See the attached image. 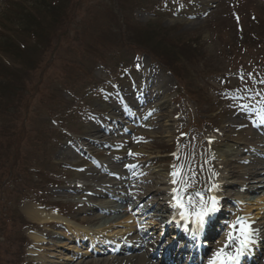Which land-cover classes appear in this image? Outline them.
Here are the masks:
<instances>
[{"label": "rangeland", "instance_id": "rangeland-1", "mask_svg": "<svg viewBox=\"0 0 264 264\" xmlns=\"http://www.w3.org/2000/svg\"><path fill=\"white\" fill-rule=\"evenodd\" d=\"M132 22L139 27L133 33ZM136 40H142L141 48ZM0 63V95H6L0 103L17 86L20 104H29L31 116L48 124L43 131L32 118L27 124L30 133L37 129L39 140L30 158H23L22 173L25 140H12L7 148L8 161L12 154L17 165L10 181L3 179L0 185V264H58L86 254L87 245L65 239L55 223L28 220L21 206L31 202L45 212L85 217L93 198L101 195L91 183L77 179L78 171L111 156L120 159L118 165L124 169L129 160L126 149L103 143L115 137L107 117L118 113L115 106L119 109L121 102L133 103L146 84L154 89L161 79V88L169 89L165 98H157L159 111L150 129L137 120L117 123L119 138L128 147L141 141L135 147L143 149L138 153L144 160L141 168L177 173L166 200L170 209L159 212L162 218L170 216L177 196L187 209H196L201 198L209 204L212 197H223L221 213L209 231L215 230V239L225 234L231 248L238 246L243 238L240 223L235 229L230 225L238 220L246 224L245 207L264 205V0H0ZM56 93L67 106L53 118L49 104L57 99ZM148 103L136 107L141 118ZM105 123L110 131L99 129L98 124ZM226 146L261 164L232 160L229 174L238 180L247 172L245 183L239 179L224 196H217L219 164L213 153ZM14 180L23 192L19 197L12 194ZM112 201L107 197L95 204L110 208ZM141 203L140 210L149 202ZM135 209L102 213L97 223L86 225L136 217ZM255 213L252 209L250 216ZM120 223L117 228L124 229ZM146 230L143 243L150 242L152 230ZM33 233L45 239L42 244L34 243ZM161 238L159 243L168 239L166 234ZM261 243L264 250V239ZM98 244L99 250L107 246L104 241Z\"/></svg>", "mask_w": 264, "mask_h": 264}, {"label": "bare ground", "instance_id": "bare-ground-1", "mask_svg": "<svg viewBox=\"0 0 264 264\" xmlns=\"http://www.w3.org/2000/svg\"><path fill=\"white\" fill-rule=\"evenodd\" d=\"M149 67H151L152 71L157 72L153 66ZM161 80L159 81L160 83L156 84V91H154V89H149L148 86H145L136 101H133V103L129 106L125 102L122 103V106H120L119 109L118 105L115 106L117 107L118 113L125 115L129 119H136L145 129H150L153 119L159 111L158 106L160 103L151 101V105L147 107V113L145 114L147 117L144 120L138 117L137 113L135 114V107L139 102L144 103L147 95L152 94V98L156 95L161 98L166 97V92L169 87H163L162 89L161 87L163 84ZM153 93H155V96ZM161 114H163V111ZM110 116V122L118 120L114 115ZM228 121L231 123L233 122L232 120ZM122 122L126 121L123 120ZM159 125L160 123L157 124V126ZM98 127L99 129L109 131V127H105L101 124H98ZM145 129L142 131H145ZM170 132L171 129L167 131L168 134ZM147 133L149 134V131H147ZM106 140V142H103L104 144L111 145L112 142L118 149L126 147L127 144L125 139L110 136L106 137ZM140 144L141 141L136 139L134 145L127 147V151L129 152V158H127L129 160L126 162L124 169L120 168L118 165L121 160L117 159V157L115 158V156H111L107 159L96 161L94 165H90L78 171L77 179L79 181L91 183L101 195L99 198H93L94 203H92V207L94 209H86L84 212L86 214L85 217H64L55 211L45 212L38 206L33 205L31 202H24L22 204L21 208L23 214L28 220L39 225H50L51 223H55L56 225H54L56 227L64 230V233L66 234V236L63 235L64 238L68 237L65 239H71L80 245H87L88 251L84 252L86 254L76 256L71 262L61 260V262L55 263L72 264L76 262L87 263V261H91L93 264H192L194 258H197L198 255L203 254L210 248L212 252L207 258V264H212L216 252L220 248L224 247L225 234H223L222 238L219 237L218 239H215L214 234L206 231V226L204 227V230L198 229L190 232L191 227H193L192 224L194 223L193 219H179L181 217V212L185 209L177 211L174 208L172 211L173 217L174 215L178 217L162 218V215L159 214V212L169 208L165 201L166 196L171 195V192L168 190L172 186V177L169 174L153 170L152 168L144 169L145 167H140L139 163L144 160L139 159L138 153L142 152L143 149L135 148ZM241 152L243 151H239L238 148L226 146L224 150L213 153L217 157V164H219L217 166L218 176L215 178L217 182V196H224L225 193L229 191V188H231L239 179L243 182L241 184L245 183L247 178L245 174H248L247 172L242 173L238 177V180L234 178L232 174H229L230 168L232 167V160L237 159L244 163L242 161L244 159L247 160L249 164H251V162L261 164L260 159H256V161H254V158L251 159L249 157H245L247 156L246 152H243L245 155ZM241 155H244V158L241 157ZM134 171L140 173L136 174ZM111 173L112 176H110ZM249 175H254V172L249 173ZM127 188H131V190H127ZM225 189L227 192L224 191ZM107 197L113 198L110 208H105L95 204L96 202H103ZM144 199H147V202L149 203L140 210L139 204L142 205L141 201H144ZM216 200V211L210 213L212 216L208 217L206 224L215 219L216 215L221 213L222 205L219 203L224 201L223 197H218ZM122 203H125V205L122 206ZM258 205L260 206L245 207V211H247L245 213L248 214L246 217V224L248 223L250 226L251 232L249 235V242L247 247L244 248L243 254L247 255L249 258H253L254 262L257 264H264L262 262L264 261V250H262L261 243L264 239V205ZM69 208L70 205H67L65 211ZM134 208H136L134 210V214H138L136 217L131 218L130 216H121L120 219L114 218L111 221L109 220L110 223L98 226L96 225L94 227L86 225L97 223L101 217H103L101 215L102 213L107 214L114 211L118 213H125L133 210ZM252 209H256L257 213L250 216ZM262 209L263 211H261ZM187 210L190 212L189 209ZM88 212L90 214L89 216H87ZM142 219H145V225H139ZM120 222H122L124 229L117 228L121 225ZM166 224L169 227H167ZM177 227L180 228L181 231H179ZM147 228L152 230L150 232L151 237H149L150 242H148L150 243L151 248H144V246L138 242V240H146L145 237L149 234L146 230ZM105 229H108L106 230L107 232H105ZM205 231L207 233H205ZM155 232L157 234L156 236ZM162 234H166L168 239L166 242L159 243L162 239ZM30 236L34 240V243L42 244L43 242L40 241L45 240L34 233L30 234ZM103 241L106 243L107 248L105 247L103 249L100 247V250L96 249L95 246L99 245L98 243H102ZM61 243L64 242L61 241ZM128 243H132V245H126ZM56 246L59 247L60 242L56 244ZM153 249L158 251H153ZM259 251L260 253L257 254ZM225 253L236 255L235 252L230 250L228 252L225 251ZM50 256H53V254H50ZM64 259L67 260L68 258ZM215 264H220L219 260H216Z\"/></svg>", "mask_w": 264, "mask_h": 264}, {"label": "trees", "instance_id": "trees-1", "mask_svg": "<svg viewBox=\"0 0 264 264\" xmlns=\"http://www.w3.org/2000/svg\"><path fill=\"white\" fill-rule=\"evenodd\" d=\"M53 6L54 5H52V7ZM31 8L33 9L32 11H34L35 14L38 15L37 10L34 9V7ZM61 19H63V15ZM133 24L135 23L132 22V26L130 27V31H129L131 33H133L132 30H136V31L139 30V27ZM136 43L140 48L143 46L142 40L141 41L136 40ZM1 65L4 64L0 63V66ZM19 92H20L19 87L17 86L14 87L12 90L7 92V96L9 99L7 98L4 102L0 103V185L3 184V179H6V181L8 180L10 181L11 175H14L13 173L15 172L14 171L15 165H17V163L13 161L12 154H9V159L11 163L7 159V148L9 145L12 144V140L17 141L24 139L25 145L27 146L25 150L26 154L22 153L20 156V159L22 160V163L20 165L21 167L20 172L22 173L23 170H26V164L23 163V158L24 157L30 158L32 145L35 141L39 140L37 129L33 133H30L32 132V130L29 128V126H27V124H31L30 119L32 118L35 121L36 126L40 127L42 131L44 129L43 126L48 125L43 122H40L39 119H37L36 117L31 116L33 112L32 110L28 109L27 105L29 104L27 105L20 104L21 99L19 100ZM5 96L1 94L0 98ZM56 96L57 99L53 100V103L51 101L49 104V113L53 115V118L54 116L58 115L61 109L66 108L67 106V102L64 98H62L57 93ZM39 135H43V134H39ZM4 143H6V146L4 152L2 153L1 149L4 148ZM34 149L35 147L33 148V150ZM37 157L38 155L34 156V158ZM41 157L47 159V156H44V154H42ZM12 184H13L12 194L14 197H19V195L23 194L20 188V184L18 185L16 180H14ZM13 216L14 218H16L15 211H13Z\"/></svg>", "mask_w": 264, "mask_h": 264}, {"label": "snow or ice", "instance_id": "snow-or-ice-1", "mask_svg": "<svg viewBox=\"0 0 264 264\" xmlns=\"http://www.w3.org/2000/svg\"><path fill=\"white\" fill-rule=\"evenodd\" d=\"M176 174H177L176 172H173V176H175ZM173 183H176V181L174 180ZM173 191L175 192L176 189H173ZM197 195H200V194L197 193ZM175 199H176L177 206L182 208V209H185L184 211L181 212V218L185 219V220L192 218L193 222L198 227H203V225L205 223V218L210 213L216 211V204H217L216 197L211 198L212 203L210 205L206 204L203 201V198H201V204L193 212H189L187 210L185 204L183 203L182 199L179 196H177ZM189 203H191V198H189ZM236 223H240V233H241V237H243L242 239H240V247L237 248V250H236L237 254L235 256H233L229 253H225L224 248H220L216 252L212 264H215L216 260H219L220 264H227L228 261L238 260L239 256L243 253L244 248L247 247V244L249 242V235L251 232L250 226L247 224H244L238 220L237 222H234L232 225H230V227L235 229ZM228 239H229V241H231L233 239L231 232H229V234H228Z\"/></svg>", "mask_w": 264, "mask_h": 264}]
</instances>
